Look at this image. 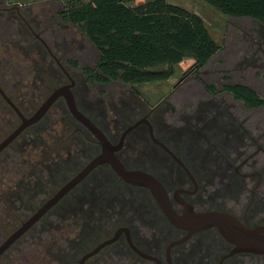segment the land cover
<instances>
[{
	"label": "rangeland",
	"instance_id": "rangeland-1",
	"mask_svg": "<svg viewBox=\"0 0 264 264\" xmlns=\"http://www.w3.org/2000/svg\"><path fill=\"white\" fill-rule=\"evenodd\" d=\"M2 1L0 13H4L2 8L11 7L21 12L32 25L30 30L23 21H16L11 27L10 22L0 16V68L5 72L4 78L0 75V84L27 117L35 113L54 89L68 83L62 69L47 56L35 34L44 39L77 82L74 94L78 106L93 118L95 112L91 109L94 105L108 106L104 113L112 128L117 124H128L130 109L134 112L147 110L159 104L160 110L168 109V113L175 107L178 110L186 108L188 113L197 110L200 103L211 99L206 95L205 84H214L216 88L244 84L259 95L264 94V63L261 64L264 62V27L250 18L228 17L202 0L166 1L199 15L220 50L199 71L193 69L194 60L186 58L175 65L169 80L135 86L120 82L97 84L86 79L85 69L95 70L100 54L79 28L63 21L60 17L63 4L58 0ZM145 2L147 0H138L129 6L136 7ZM35 17L42 21L38 27L30 22ZM54 37L64 41L58 49L53 47ZM247 64L251 65L249 72L246 71ZM251 113L255 115L254 119L264 116V111ZM243 118L241 115L240 119ZM99 124L106 127L104 123ZM19 125L18 116L0 97V142ZM221 134L222 130H218L214 139L218 141ZM15 146L20 148L18 153L7 149L0 155V245L64 184L67 176L89 163L96 151L92 135L73 118L64 100H59L42 121L27 129ZM48 152L53 154L47 155ZM46 156H50L48 161L44 160ZM137 158L134 154L129 164H144ZM15 171H38L37 179L41 183L37 197L32 198L34 202L27 200L24 203L30 210L24 208L21 213L15 212L19 208L17 204L14 209L2 202L4 193L12 196L16 192L14 186L21 176ZM51 171H64V175L54 172L52 176ZM73 207L64 204L55 207L46 219L40 220L0 258V264H63L82 250H91L102 230L91 228L90 223L74 224L70 219L77 215ZM124 222H128L127 216L120 215L110 219L108 226L113 229ZM60 226L63 227L59 229ZM215 237L220 239L216 234ZM77 239L79 247L70 248L67 240L73 245ZM245 262L263 264L264 259L249 261L246 258Z\"/></svg>",
	"mask_w": 264,
	"mask_h": 264
},
{
	"label": "flooded vegetation",
	"instance_id": "flooded-vegetation-1",
	"mask_svg": "<svg viewBox=\"0 0 264 264\" xmlns=\"http://www.w3.org/2000/svg\"><path fill=\"white\" fill-rule=\"evenodd\" d=\"M1 2L3 1L0 0V4ZM2 10L5 13H0L2 20L10 22L11 27L16 21H23L25 26L32 30V25L21 12L14 11L11 7ZM30 22L38 27L42 21L35 17L31 18ZM35 36L45 47L47 56L49 55L66 75L68 83L64 85L74 81L72 91L75 92L77 82L44 39L37 34ZM53 40L55 49L64 44V41L56 37ZM250 66L247 64V72ZM0 75L4 78L5 72L1 68ZM242 78L246 80L247 76ZM86 79L88 80L87 74ZM239 85L253 90L237 83L208 91L205 84L206 95L211 99L200 103L197 110L188 113L186 108L178 110L175 107L168 113V109H165L167 106L165 110H160L159 104L150 106L147 110L134 112L130 109L127 110L128 124H117L116 128L109 125L104 113L108 106L94 105L91 112H95V118L78 107L102 130L112 145L119 146L115 155L127 170L143 171L162 185L176 214L182 215L188 205L196 213H227L254 227L264 225V116L254 119L255 115L251 112L262 113L264 105L249 107L225 89ZM259 96L264 100V94ZM0 97L5 101L1 95ZM124 108L121 111H124ZM241 115L244 116L243 120L240 119ZM138 122L140 124L124 136L125 132ZM99 123L106 124V127ZM218 130H222L223 134L216 141L214 136ZM92 138L96 157L101 153V146L93 135ZM50 154L53 152L47 153ZM134 154L138 156L137 160L143 161L144 164L130 165L129 161L133 159ZM49 157L46 156L44 160L48 161ZM58 164L61 165L59 162ZM82 169L70 177L67 176L59 189ZM15 172L16 175H25L28 180L33 177V171ZM54 172L56 175H64V171H51L52 176ZM61 204L68 208L74 206V213L77 215L74 218L69 216L74 224L90 223L91 228L98 227L102 230L91 250H82L74 259H67L63 264H80L85 255L107 241L112 242L86 259L84 264H252L246 263V258L249 261L264 259L263 255L251 253L232 254L234 247L226 242L215 228L196 233L186 239L188 233L168 221L148 188L125 182L108 164L92 171L55 207ZM55 207L41 220L46 219ZM120 215H126L128 222L119 223L116 228L110 229V219ZM61 227L63 226L59 229ZM215 234L220 239H217ZM184 239L186 240L183 241ZM67 241L68 245H72L70 240ZM178 241L183 242L174 246L168 256V247ZM78 242V239L73 241V245L79 247Z\"/></svg>",
	"mask_w": 264,
	"mask_h": 264
},
{
	"label": "trees",
	"instance_id": "trees-1",
	"mask_svg": "<svg viewBox=\"0 0 264 264\" xmlns=\"http://www.w3.org/2000/svg\"><path fill=\"white\" fill-rule=\"evenodd\" d=\"M58 1L63 4V21L79 28L100 54L96 69H85L94 83L135 86L167 81L175 65L184 59L194 60L193 69L199 71L220 50L199 15L166 0H147L136 7L129 4L138 0ZM202 1L228 17L250 18L264 27V0ZM206 89L213 91L215 85H206ZM225 89L249 107L264 105V100L247 87ZM21 136L7 149L18 153L20 148L15 145ZM37 174L33 171L30 180L22 175L14 186L15 194L4 193L1 201L11 208L17 204L15 212H24V203L34 202L32 198L41 187Z\"/></svg>",
	"mask_w": 264,
	"mask_h": 264
},
{
	"label": "water",
	"instance_id": "water-1",
	"mask_svg": "<svg viewBox=\"0 0 264 264\" xmlns=\"http://www.w3.org/2000/svg\"><path fill=\"white\" fill-rule=\"evenodd\" d=\"M73 87L74 81L69 85L60 86L54 89L36 112L33 115L26 117L18 106L5 94L0 85V95L20 120V125L0 142V154L16 141L26 129L40 122L50 111L52 106L61 98L65 100L68 111L73 118L87 128L101 146V153L99 155L94 157L76 176L59 189L52 198L41 205L32 216L23 222L20 227L3 241L0 245V258L53 207H55L60 200L80 184L84 178H86L92 171L105 164H108L125 182L131 185L148 188L159 203L168 221L173 226L188 233L186 239L196 233L215 228L220 236L234 247L232 254L251 253L264 256V225L252 227L248 224L242 223L232 215L222 212L196 213L192 207L188 205H186L182 215L176 214L168 202L164 188L154 177L140 170H127L122 162L116 157L115 152L118 151L119 146L112 145L102 130L96 126L88 116L80 111L76 97L72 91ZM139 124L140 122L130 127L125 132L124 136ZM183 241L171 243L167 250L168 256L170 250ZM111 242L112 241L104 242L94 251L85 255L80 264H84L86 259L96 254L102 247Z\"/></svg>",
	"mask_w": 264,
	"mask_h": 264
}]
</instances>
